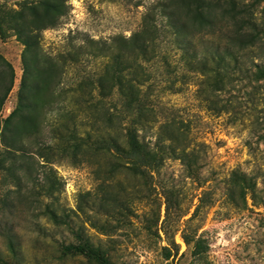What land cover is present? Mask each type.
Listing matches in <instances>:
<instances>
[{
    "label": "rangeland",
    "instance_id": "obj_1",
    "mask_svg": "<svg viewBox=\"0 0 264 264\" xmlns=\"http://www.w3.org/2000/svg\"><path fill=\"white\" fill-rule=\"evenodd\" d=\"M35 1L0 0V8L16 11ZM225 1L211 0L212 21L206 26L192 19L183 0H68L57 25L42 32L40 52L53 59L58 73L62 69L60 84L54 91L44 87L35 96L33 127H16L15 141L24 143V155L17 153L16 159L23 168L14 170L20 180L0 170V229L12 228L20 264H100L93 252L62 253L63 245L77 244L78 230L114 264H189L183 235L202 239L206 248L199 264H264V82L235 76L232 84L211 92L186 65L170 19L173 12L186 25L199 57L228 43V35L236 29L232 17L249 23L257 40L238 53V60L243 68L264 65V0H234L235 13L228 12ZM145 26L154 29L155 43L147 61H136L141 64L137 70L144 80L141 94L149 120L141 139L154 143L158 129L167 124L166 129H178L198 153L201 184L185 177L179 161L165 159L159 175L146 182L126 177L125 186L134 187L127 192L129 210L109 216L87 210L93 228L78 209L79 195L95 191L105 179L109 193L118 196L114 179L104 174L111 157L86 150L78 161L54 154L51 164H43L36 158L35 140L45 147L55 125L75 122L81 130L88 129L86 118L94 108L84 102L98 100L92 83L111 62L115 39L129 38ZM251 28L244 31L251 33ZM21 52V44L6 31L0 38V55L11 64L14 79L0 120L16 105ZM7 83L8 71L1 67L0 96ZM101 107L118 110L116 94L101 99ZM44 172L51 178L48 195L39 190ZM236 174L244 175L253 188L243 197L239 186L234 187L230 200L227 189ZM168 191L173 203L166 200ZM47 206L67 225L54 224L45 214ZM172 243L178 255L166 259L167 251L176 249ZM0 252L8 253L1 236Z\"/></svg>",
    "mask_w": 264,
    "mask_h": 264
},
{
    "label": "trees",
    "instance_id": "obj_2",
    "mask_svg": "<svg viewBox=\"0 0 264 264\" xmlns=\"http://www.w3.org/2000/svg\"><path fill=\"white\" fill-rule=\"evenodd\" d=\"M68 0H37L33 3H23L16 11H6L0 8V38L3 39L6 31L12 32L13 36L22 46L20 56L21 78L17 90L16 105L12 112L3 120H0V170H8L15 181H19L18 175L14 173L23 168L16 165L17 153L23 156L24 143L15 141L16 127H33L34 113L37 108L35 96L45 87H52L53 91L60 84L61 71L56 70L53 59L42 56L40 42L42 32L55 27L59 19L64 15L63 8ZM185 7L192 13L191 17L199 24L209 26L211 24V13L213 6L211 0H183ZM228 12H237L234 0H226ZM175 38L186 65L201 76L211 92L221 91L225 86L232 84L235 76L250 79L255 82H264V65L254 64L251 68H243L238 60V53L253 47L257 40L254 28L249 23L232 17L236 29L228 35V43L222 50H210L200 57L191 47V35L186 25L170 15ZM251 28V33L244 28ZM155 31L150 26H145L139 32L132 34L129 38H116L115 51L111 62L105 65L102 72L95 79L93 89L97 91L98 100L86 99L84 103L93 107L92 115L86 118L88 129L81 130L79 124L55 125L52 128V141L45 147L37 144L36 158L42 159L43 164H51L50 156L59 154L64 158L78 161L86 150L104 152L111 157L108 168L104 174L108 179H114V187L118 188V196L111 195L108 191L109 182L100 180L96 190L79 195V211L86 215L90 226L94 228L86 211L102 216H109L116 210H129L127 192L133 191L134 187H126L127 176L139 177L145 182L159 175L164 160L174 159L180 162L185 177L200 183V162L198 153L191 147L186 137L181 138L182 133L177 129H166L169 124L158 129L154 143L145 142L141 139L140 132L145 130L149 120L144 113L145 98L142 96L144 80L140 78L138 68L141 64L138 59L147 61L151 48L155 43ZM132 55L133 59H129ZM58 62L60 61L57 60ZM72 62V60H70ZM8 71V83L0 96V111L8 92L11 90L14 72L11 64L0 55V69ZM80 90V88H79ZM116 94L120 108L115 112L100 108L103 98ZM92 94H90V98ZM79 98V97H77ZM79 102V101H78ZM116 108V107H115ZM97 115V118L95 116ZM101 115V116H100ZM264 132V117L262 119ZM264 142V133L262 135ZM9 162L5 166V163ZM44 166V165H42ZM52 170V169H50ZM54 172V171H53ZM50 176L44 172L39 190L45 195L49 194L51 188ZM231 186L227 189V196L233 200V188L239 186L243 197L245 193L252 190V183L244 175H234ZM122 193L123 195L121 196ZM166 200L173 203L175 198L171 191L166 193ZM124 197V198H123ZM81 201L83 204L81 205ZM5 204V201H2ZM196 207L195 212H197ZM47 217L57 225H67L64 217L58 216L48 206L44 208ZM0 236L5 239L7 255L0 252V264H20V254L16 243V236L12 228L4 226L0 229ZM77 244L62 246L63 254H86L96 253L99 255L100 264H114L104 256L101 248L94 246L89 237L80 230L74 231ZM190 262L199 264L205 253V245L202 239L187 237L183 235ZM173 253L168 250L164 255L166 259L178 255V247ZM166 250V248H163ZM183 256V254L181 255Z\"/></svg>",
    "mask_w": 264,
    "mask_h": 264
}]
</instances>
